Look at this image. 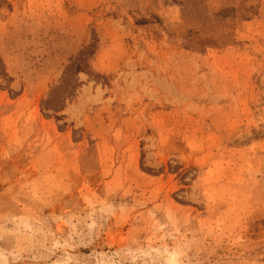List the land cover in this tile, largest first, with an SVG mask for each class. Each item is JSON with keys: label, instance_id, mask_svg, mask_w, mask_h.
<instances>
[{"label": "rangeland", "instance_id": "obj_1", "mask_svg": "<svg viewBox=\"0 0 264 264\" xmlns=\"http://www.w3.org/2000/svg\"><path fill=\"white\" fill-rule=\"evenodd\" d=\"M0 264H264V0H0Z\"/></svg>", "mask_w": 264, "mask_h": 264}]
</instances>
